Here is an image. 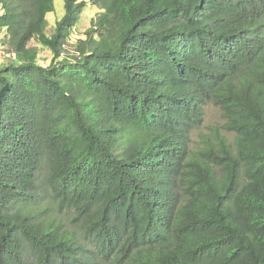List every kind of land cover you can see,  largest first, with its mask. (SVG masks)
<instances>
[{
    "label": "trees",
    "instance_id": "obj_1",
    "mask_svg": "<svg viewBox=\"0 0 264 264\" xmlns=\"http://www.w3.org/2000/svg\"><path fill=\"white\" fill-rule=\"evenodd\" d=\"M62 2L0 0V264H264V0Z\"/></svg>",
    "mask_w": 264,
    "mask_h": 264
},
{
    "label": "rangeland",
    "instance_id": "obj_2",
    "mask_svg": "<svg viewBox=\"0 0 264 264\" xmlns=\"http://www.w3.org/2000/svg\"><path fill=\"white\" fill-rule=\"evenodd\" d=\"M57 1V11L55 13H52L51 15L48 16L49 20V33H52V29L55 26V23L57 19L63 14V2L62 0H56ZM4 12L1 9L0 6V15H2ZM84 18H82V22L79 24L78 28L73 32V35L71 36V39L69 41V45L71 46H65L68 53L66 55L71 56V55H77L79 56V53L76 52V48L74 44L77 43L79 39H84L85 38V33L86 31L90 28L91 25V19H94L98 16L97 11L91 6L90 9L86 10L84 12ZM6 36V32L4 31L1 35V39H3ZM32 45H36V43H32ZM73 45V46H72ZM9 55L7 53V46H1L0 45V64L2 63H7L9 62ZM44 59V60H43ZM51 61V53L46 52L43 54L42 62H45L49 64ZM204 123L203 126L193 133L192 139L194 146L197 143L201 142V136L205 135H211V133L215 130H218L221 134L229 138V141L233 144L234 143V137L227 132L223 130V125L225 124L226 120L223 115V111L212 105L208 104L205 106L204 109Z\"/></svg>",
    "mask_w": 264,
    "mask_h": 264
},
{
    "label": "clouds",
    "instance_id": "obj_3",
    "mask_svg": "<svg viewBox=\"0 0 264 264\" xmlns=\"http://www.w3.org/2000/svg\"><path fill=\"white\" fill-rule=\"evenodd\" d=\"M208 104H209V103H208ZM208 104H207V105H208ZM212 105H213V104H212ZM204 109H205V107H204ZM228 134H229V133H228ZM230 135H232V136H233V134H230ZM225 137H226V136H225ZM228 139H229V138H228Z\"/></svg>",
    "mask_w": 264,
    "mask_h": 264
}]
</instances>
